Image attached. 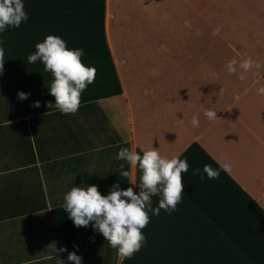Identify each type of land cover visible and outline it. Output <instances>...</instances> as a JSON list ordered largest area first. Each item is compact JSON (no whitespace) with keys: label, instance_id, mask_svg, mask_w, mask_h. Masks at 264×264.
Here are the masks:
<instances>
[{"label":"crops","instance_id":"crops-1","mask_svg":"<svg viewBox=\"0 0 264 264\" xmlns=\"http://www.w3.org/2000/svg\"><path fill=\"white\" fill-rule=\"evenodd\" d=\"M45 1L24 5L29 19L6 32L85 9L81 0ZM85 1L104 6L105 38L121 92L81 103L69 115L6 116L0 100V186L9 179L18 185L19 179V187L30 190L29 198L21 193L20 206L32 208L40 181L47 205L0 219V263L63 258L48 248L55 242L49 209L64 204L73 186L96 185L102 195L118 180L122 184L119 165L131 168L114 158L115 133L130 150L156 148L162 157L186 158L189 175L206 164L216 168L200 153L183 157L197 144L218 167L231 165L225 174L264 212V95L257 93L264 88V0ZM205 109L218 119L209 121ZM194 115L198 127L191 125ZM186 173L176 211L149 213L158 229L175 221L181 234H238L264 263V230L244 227L253 217L222 172L217 180ZM139 177L137 169L127 188L137 192L132 183ZM157 202L153 197L152 206Z\"/></svg>","mask_w":264,"mask_h":264},{"label":"trees","instance_id":"trees-1","mask_svg":"<svg viewBox=\"0 0 264 264\" xmlns=\"http://www.w3.org/2000/svg\"><path fill=\"white\" fill-rule=\"evenodd\" d=\"M32 3L40 6L47 4L45 0H24L25 6ZM77 3H81L85 9L67 16L48 19L47 22L36 24L32 28L5 31L0 34L4 48V72L0 76V85L4 92L0 100H4L2 109L6 116L61 115L57 110L47 107V102H54V97L48 91L52 80L51 74L43 71V65L39 61L29 64L26 59L35 51V45L42 42L48 35L60 36L67 42L68 48H82L85 55L81 57V61L87 66L96 68L95 80L81 94L80 104L94 102L99 98L121 92L105 38L104 6L103 4L85 6V0L77 1ZM18 92L30 93V95L27 99L20 100L17 96ZM35 101L40 102V107H32ZM114 142L116 151L122 147H128V144L123 142L116 133ZM193 152L200 153L219 168L197 144H192L184 152L183 157ZM221 172L227 183L236 191L237 196H242L245 200L247 212H250L253 217V221L248 222V225L244 224V220L240 221L239 225L244 224L246 229L252 228L256 232L263 231L264 212L234 181L223 171ZM186 174L190 177L192 173ZM18 181V185H12L9 179L0 186V219L47 207L40 181L36 192L34 191L37 202L32 208L21 207V193L29 198L30 190L25 188L22 190ZM120 188H127V178L122 180ZM49 215L57 248L64 246L67 249L66 252L60 253L63 257L67 258L68 252L75 251L82 257V264H115L116 251L109 247L102 234L94 231L91 224L87 228L75 227L72 220L68 218L63 204L50 208ZM215 224L221 228L224 226L219 221H215ZM177 225L175 221H172L166 229L159 230L158 222L150 217L148 225L142 230L146 236L144 246L131 259H125L123 264H264L260 258L258 259L259 252L240 243L241 235L181 234L176 230ZM205 231L207 230H201V232ZM74 245H77L78 249ZM67 264L72 262L69 261Z\"/></svg>","mask_w":264,"mask_h":264},{"label":"clouds","instance_id":"clouds-1","mask_svg":"<svg viewBox=\"0 0 264 264\" xmlns=\"http://www.w3.org/2000/svg\"><path fill=\"white\" fill-rule=\"evenodd\" d=\"M28 19L24 0H0V34L9 28H19ZM2 45L3 41L0 40V76L4 72ZM84 55L82 48H68L67 42L60 36L48 35L27 56V63L35 64L39 61L43 71L52 76L48 91L54 97V102H47L49 109H55L63 115L78 111L81 94L94 82L96 75L95 67L81 61ZM232 64L229 62L226 65L229 72L234 71ZM242 67L247 70L250 61H246ZM257 93L264 95V88H258ZM29 95L25 92L17 93L20 100L27 99ZM32 107H40V102H33ZM203 114L209 121L218 119L217 112L212 109H205ZM191 125L199 126L198 116H193ZM114 158L126 162L131 168V171L126 170L125 165L120 164L119 176L129 178L135 170L140 171L139 183L135 180L132 183L138 192H134L133 187L121 189L119 180L110 186L107 195H101L96 185L73 186L64 194L63 207L75 227L87 228L91 224L95 232L102 234L109 247L116 251L118 264H123L125 259H131L144 246L146 236L142 230L149 223V213L156 216L163 209L170 214L182 203L184 185L181 174L188 171L189 165L186 158H165L156 148L137 152L135 146L131 150L120 148ZM221 171L230 174L231 165L225 163L219 168H213L206 164L203 169L194 168L192 174L201 180H217ZM153 197L158 201L156 207L152 206ZM74 247L78 249L77 245ZM48 248L53 254L67 251L64 246L57 248L56 242L50 243ZM67 260L72 264H82V257L75 251L68 252ZM60 264L64 262L60 261Z\"/></svg>","mask_w":264,"mask_h":264},{"label":"rangeland","instance_id":"rangeland-1","mask_svg":"<svg viewBox=\"0 0 264 264\" xmlns=\"http://www.w3.org/2000/svg\"><path fill=\"white\" fill-rule=\"evenodd\" d=\"M2 94H3V87L0 85V97L2 96ZM60 261H63L64 264L69 263V261L65 257H63V258H60V257L55 258V257H53V258H50L48 261L43 260V261H39L37 263H42V264H45V263H48V264H57V263H60ZM115 264H118L117 257L115 259Z\"/></svg>","mask_w":264,"mask_h":264}]
</instances>
